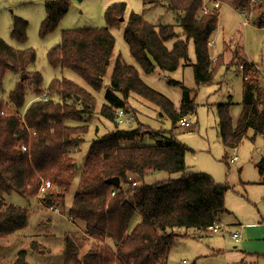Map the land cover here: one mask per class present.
Masks as SVG:
<instances>
[{
  "label": "trees",
  "instance_id": "16d2710c",
  "mask_svg": "<svg viewBox=\"0 0 264 264\" xmlns=\"http://www.w3.org/2000/svg\"><path fill=\"white\" fill-rule=\"evenodd\" d=\"M227 1L235 10H242L249 3V0ZM169 3V11L176 16L185 39L169 49L166 43L178 37L175 26H155L142 15L131 13L124 38L132 56L146 73L156 69L174 72L184 62L193 68L197 87L209 83L225 60L230 65L236 62L238 70L244 65L243 111L234 127L230 104L217 105L220 138L226 148L236 149L249 131L254 134L252 140L263 136L264 88L253 65L240 56L238 47L235 52L225 50L214 62L211 59L208 43L217 30L219 10L210 8L204 13V0H170ZM125 10V3L110 6L105 14V28L65 31L61 42L48 52L50 66L75 72L99 92L115 47L110 29L121 24L118 19ZM68 11L67 1H48L41 35L53 32ZM26 28L25 21L16 19L12 37L25 42ZM190 40L195 47V63L188 56ZM35 61L34 51L15 50L0 38V88L8 71L27 76L7 101L0 99V239L25 229L30 218L29 209L7 203L6 196L17 194L29 202L38 196L42 183L49 181L52 187L46 205L57 208L66 205L77 171L70 152L84 142L83 135L88 132L86 126L73 127L67 122H81L83 112H91L95 101L65 78L54 79L48 93H43L41 74L27 72ZM29 82L37 98L47 94L49 100L35 101L25 111ZM172 83L184 92L178 110L167 97L144 84L135 68L118 58L101 114L117 125L119 111L126 112L131 94H136L154 104L171 119L172 129H176L181 119L195 114L196 95H191L193 91L182 83ZM79 103L85 106L84 110L78 108ZM28 127L34 131L33 135ZM136 133L115 127L112 133L92 143L68 210L69 219L82 223L84 231L66 237L65 264H168L167 257L177 236L174 230L202 234L209 227L219 225L226 213L225 195L230 187L217 183L208 174L190 171L185 162L189 147L172 135L154 146L121 145V138H131ZM257 168L264 186V159ZM152 173H163L169 178L144 183ZM174 175L178 176L172 178ZM112 178H119V187L107 183ZM125 187H128L126 191ZM113 192L115 195L111 196ZM137 214L141 221L132 228ZM108 240L115 244V249ZM26 256V251L19 252L15 264H28Z\"/></svg>",
  "mask_w": 264,
  "mask_h": 264
},
{
  "label": "rangeland",
  "instance_id": "374dc122",
  "mask_svg": "<svg viewBox=\"0 0 264 264\" xmlns=\"http://www.w3.org/2000/svg\"><path fill=\"white\" fill-rule=\"evenodd\" d=\"M48 1H67L69 11L53 32L42 36L41 25L47 17L46 3ZM169 1L0 0V38L15 50L35 52L36 61L27 68V72L41 74L42 92L48 93L49 85L54 79L65 78L95 98L91 112L88 110L83 112L81 122H67L73 127L86 126L88 132L83 135L84 142L70 152L75 159L74 166L77 165V171L71 191L66 197V205L57 208L46 203L42 204L39 197L28 202L17 194L5 197L7 203L29 209L30 218L25 229L0 239V264H15L17 255L21 251H26L28 264H65L66 237L77 231H84L82 223L69 219L68 210L84 172L87 154L95 140L112 133L115 127L123 131H137L131 138H121V145L128 147L154 146L160 143V140L164 141L168 135L174 136L178 142L190 149L185 156V162L190 171L208 174L217 183L227 184L230 187L225 195V207L228 212L222 215L219 225L222 230L218 233L207 231L202 234L193 230H174L177 236L167 257L168 264H264L263 186L258 184L262 177L257 168L264 158V136H256L252 141L250 138L253 136L249 132L248 137L236 149H229L223 146L218 130L216 109L218 104L231 103L230 112L235 124L238 123L243 111L242 78L241 74L235 73L236 70H234L237 63H233V69L221 67L211 83L197 87L193 68L184 62L174 72L156 69L152 73H146L130 53L125 41V25L131 13L142 15L145 20L155 26H175L178 37L166 43L169 49L173 48L175 42L184 40L183 30L178 25L176 16L169 11ZM217 1L224 3L220 9L218 29L214 33V36H217V44L210 50L213 59L221 53L223 45L222 43L220 46L221 41L226 40L232 44V46L229 45L232 47L228 51L230 53L233 48L239 46L234 42L241 40L244 51L264 68V47L262 46L264 29L261 30L252 24L245 26L244 22H248L247 17L235 11L227 0ZM118 3H125L126 10L124 16L118 19L121 24L110 29L115 39V47L108 62L106 75L103 77V88L99 92L93 90L75 72L69 69H54L50 66L47 59L48 52L61 42L65 31L107 27L106 11L110 6ZM122 18L123 21H121ZM16 19L25 21L27 24L25 42L11 35ZM188 51L189 60L195 63V47L192 40L189 41ZM118 58H121L126 65L135 68L143 83L167 97L176 110L181 106L184 92L182 87L172 82L182 83L184 87L193 91L191 95H196L195 114L192 118L190 117L193 129L188 130L179 125L176 129H172L171 119L164 116L154 104L136 94H131L126 108V114L132 116H127L131 124L125 121V114L118 115L117 125L104 118L101 111L103 104L106 103L105 93L110 86V78ZM19 83H21V77L8 71L0 88V99L7 101L9 94ZM27 87L25 111L37 100V96L32 93L33 84L29 82ZM84 92L81 94L82 97L85 96ZM77 101L80 102V98ZM88 103L91 104V101ZM78 108L82 111L85 106L79 103ZM21 118L24 119L25 115H21ZM120 118H123L124 122L119 123ZM28 131L33 135L34 131L29 127ZM235 157H237L236 161L230 163V159ZM165 178L169 176L157 173L155 178L146 177L144 183L152 184ZM127 189L128 187H125V191ZM113 193L111 196L115 195ZM140 221L141 216L137 214L131 227L134 228ZM234 233L239 235L238 242L233 239ZM107 242L115 249L113 242L109 240Z\"/></svg>",
  "mask_w": 264,
  "mask_h": 264
},
{
  "label": "crops",
  "instance_id": "0c3cea01",
  "mask_svg": "<svg viewBox=\"0 0 264 264\" xmlns=\"http://www.w3.org/2000/svg\"><path fill=\"white\" fill-rule=\"evenodd\" d=\"M215 2H218L217 0H204V4H206L209 8H212L213 9V4L215 3ZM219 3V2H218ZM224 3V2H223ZM222 2L221 3H219L220 4V6H219V8H218V10H219V17H220V9H221V6H222V4H223ZM232 8H233V6L230 4V3H228ZM234 9V8H233ZM235 10V9H234ZM235 11H238V12H240V15L241 16H245V17H247V21L248 22H244V25L245 26H247V25H250V24H252L254 27H257V28H259V29H261V30H263L264 29V0H249V3L247 4V6L245 7V8H243L242 10H235ZM260 22L262 23V24H260ZM218 24H219V22H218ZM217 29H218V27H217ZM214 36V35H213ZM212 36V39L210 40V42L209 43H212V45L211 46H209L208 45V47H209V51L214 47V46H216V44H217V36H214L213 37ZM237 41V40H236ZM234 42L235 44H238L239 46H238V50L240 51V56L242 57V58H245L249 63H251L252 65H259L260 67H261V69H262V71H264V68H263V66L261 65V64H259L258 62H255V61H253V59H252V57H250L247 53H246V51H244V45L243 44H241V40L239 41V42ZM208 43V44H209ZM222 43H223V45H222ZM222 45V50H221V53H219V54H217L216 56H214L215 58L213 59V57L211 56V59H212V61L214 62V61H216V59L220 56V55H222L223 53H224V51L225 50H228L229 51V49L230 48H232V47H229V45H231L232 46V44L231 43H228V42H226V40H223V41H221V44H220V46ZM241 45V46H240ZM262 46L264 47V40H263V42H262ZM261 51V50H260ZM231 52H235V48H233V50L231 51ZM210 55H211V53H210ZM227 59V58H226ZM233 65H230V62L228 61V60H225V65L223 66V67H226V68H228V69H233V67H232ZM237 66L238 65H236L235 66V68H234V70H236L235 71V73H240L241 74V72H239V70L237 69ZM241 78H242V101H243V76H242V74H241ZM262 80V79H261ZM212 81H210V83H211ZM262 83H261V85H262V87L264 86V81L262 80L261 81ZM208 84V83H207ZM242 101H241V106H242ZM223 104H230V107H231V103H223ZM219 105V104H218ZM217 107V106H216ZM230 111H231V108H230ZM124 113H125V115L126 116H128L127 114H126V112L124 111ZM230 115H231V112H230ZM128 117H132L131 115H129ZM191 118L193 117V116H190ZM189 117V118H190ZM231 118H232V116H231ZM232 120H233V118H232ZM130 124H131V122H130ZM233 126L235 127L236 126V124H235V122H234V120H233ZM196 127V126H195ZM192 129H193V127H192ZM249 132H251L252 133V136L254 135L253 134V132L252 131H249ZM248 132V133H249ZM248 133H247V135H248ZM264 136V135H263ZM248 137V136H247ZM252 138L253 137H251L250 139L252 140ZM256 138V137H255ZM244 140V139H243ZM242 140V141H243ZM255 140V139H254ZM254 140H252V141H254ZM242 143V142H241ZM240 143V144H241ZM223 144V143H222ZM239 144V145H240ZM238 145V146H239ZM224 146V145H223ZM237 146V147H238ZM234 158H231L230 159V163H234L236 160H233ZM264 159V158H263ZM262 159V160H263ZM261 160V161H262ZM260 161V162H261ZM156 174L157 173H152V174H150V175H148V179H152V178H155L156 177ZM159 174H161V173H159ZM178 175H174L172 178H176ZM258 184H260V185H262L263 186V184H262V179L260 180V183H258ZM263 200H264V186H263ZM226 212H228L227 211V209H226ZM219 225H220V223H219ZM222 229H221V227H220V231H221ZM179 231H181V230H179ZM218 233V232H217ZM235 234V233H234ZM233 234V235H234ZM234 239V238H233ZM240 239V238H239ZM236 242H238L239 240H237V239H234Z\"/></svg>",
  "mask_w": 264,
  "mask_h": 264
},
{
  "label": "built area",
  "instance_id": "2783aa9c",
  "mask_svg": "<svg viewBox=\"0 0 264 264\" xmlns=\"http://www.w3.org/2000/svg\"><path fill=\"white\" fill-rule=\"evenodd\" d=\"M219 6H220V4L217 3V2H215V3L213 4V8L218 9ZM209 9H210V8H209L206 4H204L203 12H204V13H208ZM208 45L211 46L212 43H209ZM244 68H245L244 65H240V66H239V71L241 72V74L244 72ZM253 70H254L255 74H256L260 79H262V80L264 81V71H262L261 67H260L259 65H253ZM248 77H249V76H248ZM38 100H41V101H48V100H49V96H48L47 94H45V95L41 96L40 98H37L36 101H38ZM119 112H120V113L118 114L119 116H124V114H125L124 111H119ZM23 115H24V114H23ZM124 117H126V120H125V121L130 122V119H127V116H126V115H125ZM120 122H124V119H123V118H120L119 123H120ZM178 125H179V127H181V128H186V129H188V130L192 129V127H193V125L190 123V118L188 119L187 117L181 119V120L179 121ZM22 150H23V151H26V148L23 147ZM236 158H237V157H235L233 160H236ZM263 177H264V173H263ZM133 185L135 186L136 184H133ZM51 187H52V186H51V183H50L49 181H48V182H43V183H42V185H41V187H40V189H39L38 196L36 197V198L39 197L40 202H42V204H45V203H46L47 195H48V192L51 190ZM114 194H115V193H113V195H114ZM52 209H53V208H52ZM207 231L210 232V233H217V232L220 231V226H219V225L211 226V227L208 228ZM233 238L239 240V235H238L237 233H235V234L233 235Z\"/></svg>",
  "mask_w": 264,
  "mask_h": 264
},
{
  "label": "water",
  "instance_id": "95a60500",
  "mask_svg": "<svg viewBox=\"0 0 264 264\" xmlns=\"http://www.w3.org/2000/svg\"><path fill=\"white\" fill-rule=\"evenodd\" d=\"M80 1H83V0H80ZM124 19L122 18L121 19V21H123ZM26 75H22V77H21V81H23V80H25L26 79ZM160 116H161V114H160ZM77 165L75 164V167H76ZM107 183L109 184V185H112V186H114V187H119V185H120V180H119V178H112V179H109L108 181H107Z\"/></svg>",
  "mask_w": 264,
  "mask_h": 264
}]
</instances>
